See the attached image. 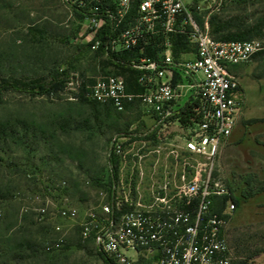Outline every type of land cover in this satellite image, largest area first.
<instances>
[{"label": "built area", "instance_id": "2783aa9c", "mask_svg": "<svg viewBox=\"0 0 264 264\" xmlns=\"http://www.w3.org/2000/svg\"><path fill=\"white\" fill-rule=\"evenodd\" d=\"M191 0H59L76 20L77 40L108 61L124 58L137 71L136 90L126 77L102 74L87 87L91 101L119 113L140 105L153 118L152 130L117 134L109 156L131 161L139 169L149 158L142 153L158 130L178 123L179 110L194 105L198 119L184 139L183 154L171 157L174 169L152 191L149 201L136 194L132 179L114 180L98 206L85 212L72 206L45 205L40 220L75 222L83 242L112 264H235L224 232L236 209L231 193L218 176L219 155L240 117L243 90L234 68L264 61V38L215 39L209 22L193 17ZM187 39L189 50L174 56L175 40ZM113 68V67H112ZM78 87L83 80L76 78ZM72 79L69 85H74ZM181 125V124H180ZM182 126V125H181ZM183 127V126H182ZM155 131V137H148ZM134 141L141 147L126 150ZM155 153H159L155 151ZM143 173L141 172V175ZM227 197L225 211H211L213 198ZM61 233L60 226H54ZM66 243L58 237L47 251Z\"/></svg>", "mask_w": 264, "mask_h": 264}, {"label": "rangeland", "instance_id": "374dc122", "mask_svg": "<svg viewBox=\"0 0 264 264\" xmlns=\"http://www.w3.org/2000/svg\"><path fill=\"white\" fill-rule=\"evenodd\" d=\"M190 2L193 17L199 24L209 22L212 16L231 21L233 27L261 24L264 19V0ZM76 27L70 11L58 0H5L3 4L0 0V82L38 78L48 81L54 72L62 76L60 87L52 95L42 91H34L35 94L12 89L0 91V120L37 122L45 132L42 136L38 131L36 139L25 144L8 140L0 146V182H10L17 195L4 203L3 213H18L21 217L27 210L35 212L45 205L52 211L62 204L83 213L105 198L108 191L103 186L108 184L115 166V180L132 179L136 194L149 201L154 188L174 169L168 156L173 151L179 155L184 153L188 130L174 123L158 130L157 139L147 141V148L141 149L142 153H149V158L140 169L129 160L110 158L113 136L128 132L144 134L152 130L154 121L142 106L135 105L123 113L113 111L108 122L95 125L90 108L80 104L87 92L78 87L76 78H96L105 73L115 74V71L103 56L91 52L77 40ZM234 72L244 97L240 117L220 152L217 174L225 184L234 187L233 196L238 197L244 187L240 183L243 176L251 174L254 180L264 184V61L235 67ZM72 79L75 84L69 85ZM64 121L68 126L62 132L58 127ZM140 147V141H134L126 150L136 153ZM23 170L65 179L72 194L55 193L44 197L23 177ZM91 178L99 179V184ZM101 184L104 185L101 187ZM74 187L79 192L74 193ZM82 195L85 201H80ZM50 223L62 228L61 233L55 231L50 237H63L68 247L50 254L54 259L49 264H105L92 244L75 245V222L56 218ZM224 235L234 256H237L234 243L239 240L263 244L264 193L239 201ZM41 238L36 231L32 232V240L39 242ZM245 255L243 252L242 256ZM249 264H264V254Z\"/></svg>", "mask_w": 264, "mask_h": 264}, {"label": "trees", "instance_id": "16d2710c", "mask_svg": "<svg viewBox=\"0 0 264 264\" xmlns=\"http://www.w3.org/2000/svg\"><path fill=\"white\" fill-rule=\"evenodd\" d=\"M2 4L5 0H1ZM59 1V0H58ZM210 34L217 40L228 41V40H252V39H263L264 32L262 28L264 27V19L262 23L256 22L251 26H235L231 25V21L220 19L217 16H212L209 19ZM235 28L234 31L230 29ZM38 31V30H35ZM174 56L176 58L181 56V53L189 50L187 39L184 37H179L175 40ZM109 66L113 67L116 74H121L126 77V82L128 86V91L133 92L136 90V77L137 71L130 68L126 63L124 58L110 59L106 62ZM62 76L59 73L54 72L51 75L50 80L46 81L44 79H32V80H2L0 82V91L12 89L17 92H27L30 94H35L34 91H42L47 95H52L57 92L60 87ZM93 78H84L82 83V89L87 92V87L93 84ZM80 104L85 105L90 108L91 115L93 116L95 125L101 126L108 122L112 117L111 114L113 110L109 106H102L91 101L86 96H83L80 100ZM71 118V117H69ZM180 124L183 127L192 126L198 119V114L195 112L194 105H187L179 110L177 114ZM65 122V121H64ZM87 123V122H86ZM65 122L59 125V130L62 132L66 131L68 125ZM41 132L42 136H45L44 128L37 124V122L27 123L25 120H18L14 122L10 119L0 120V146L7 144L8 140H13L16 142L27 143L31 140L36 139L37 132ZM156 132L153 131L148 137H155ZM112 139V138H111ZM111 141V140H110ZM60 152V151H59ZM114 159V158H113ZM2 159L0 158V161ZM82 168V165H79ZM23 177L27 180L30 185L36 186L39 193L44 197L45 195L59 194L63 196L70 195V186L65 179H56L50 174L43 172L34 171H22ZM117 174V166L114 168L113 174H110L108 184L103 187L107 188L109 192V187L113 184L115 176ZM96 184H99V179L91 178ZM10 183V182H9ZM8 182H0V264H32V262L39 261L41 264H49L54 257L50 254L60 251L63 247H68L67 241L62 248L54 251H47V244L53 243L56 239L50 236H54V226L47 220H40L39 214L34 210H27L21 217L17 213L9 214L7 212H2L4 203L15 199V188L9 185ZM244 187L238 197L233 196L234 187L230 184L228 187L231 193V200L237 205L239 201H246L253 198L256 195L264 193V184H261L254 180V176L251 174L245 175L240 180ZM74 193L79 192L78 188H73ZM72 194V193H71ZM80 201H85L83 195L80 196ZM227 197H215L213 198V204L211 211L221 215L227 206ZM3 204V205H2ZM229 220V217H226ZM76 246H82L85 244H92L91 241L83 242L80 237V228L76 227ZM36 231L37 234L42 236L41 241L36 242L32 240V232ZM53 238V239H52ZM83 242V243H82ZM71 245V244H70ZM237 260L235 264H249L253 259L264 254V242L254 241L253 243L248 241V239H242L234 243ZM243 252H246L245 256H242ZM99 256L103 258L105 264H112V261L102 253H98ZM52 263V262H51ZM142 264H147L143 262Z\"/></svg>", "mask_w": 264, "mask_h": 264}, {"label": "crops", "instance_id": "0c3cea01", "mask_svg": "<svg viewBox=\"0 0 264 264\" xmlns=\"http://www.w3.org/2000/svg\"><path fill=\"white\" fill-rule=\"evenodd\" d=\"M238 71V70H237Z\"/></svg>", "mask_w": 264, "mask_h": 264}]
</instances>
